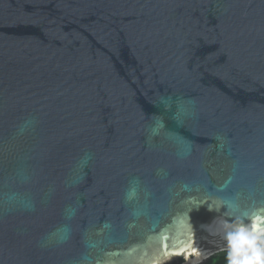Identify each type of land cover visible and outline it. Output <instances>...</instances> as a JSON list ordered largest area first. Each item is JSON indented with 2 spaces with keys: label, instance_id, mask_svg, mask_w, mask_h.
Masks as SVG:
<instances>
[{
  "label": "water",
  "instance_id": "1",
  "mask_svg": "<svg viewBox=\"0 0 264 264\" xmlns=\"http://www.w3.org/2000/svg\"><path fill=\"white\" fill-rule=\"evenodd\" d=\"M242 212L264 0H0V264H198Z\"/></svg>",
  "mask_w": 264,
  "mask_h": 264
},
{
  "label": "clouds",
  "instance_id": "2",
  "mask_svg": "<svg viewBox=\"0 0 264 264\" xmlns=\"http://www.w3.org/2000/svg\"><path fill=\"white\" fill-rule=\"evenodd\" d=\"M208 210L217 211L215 208ZM248 219V214L242 212L235 224L223 226L221 235L227 264H264V230L250 225Z\"/></svg>",
  "mask_w": 264,
  "mask_h": 264
},
{
  "label": "trees",
  "instance_id": "3",
  "mask_svg": "<svg viewBox=\"0 0 264 264\" xmlns=\"http://www.w3.org/2000/svg\"><path fill=\"white\" fill-rule=\"evenodd\" d=\"M182 262L183 260L181 259L180 263H173V264H182ZM198 264H227L226 251L215 253Z\"/></svg>",
  "mask_w": 264,
  "mask_h": 264
}]
</instances>
